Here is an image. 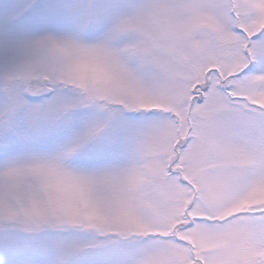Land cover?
Returning <instances> with one entry per match:
<instances>
[{
	"label": "snow or ice",
	"instance_id": "snow-or-ice-1",
	"mask_svg": "<svg viewBox=\"0 0 264 264\" xmlns=\"http://www.w3.org/2000/svg\"><path fill=\"white\" fill-rule=\"evenodd\" d=\"M0 264H264V0H0Z\"/></svg>",
	"mask_w": 264,
	"mask_h": 264
}]
</instances>
